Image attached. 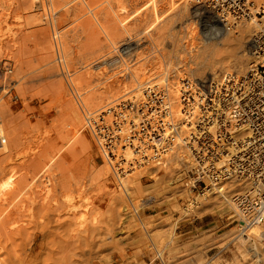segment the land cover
Returning <instances> with one entry per match:
<instances>
[{
  "label": "rangeland",
  "instance_id": "rangeland-1",
  "mask_svg": "<svg viewBox=\"0 0 264 264\" xmlns=\"http://www.w3.org/2000/svg\"><path fill=\"white\" fill-rule=\"evenodd\" d=\"M215 16L188 0H0V105L12 101L13 129L37 151V161L28 165V177L43 186L52 185L55 188L50 189L62 199L71 193L73 215L70 219L65 214V225L52 226L43 241L40 229L31 227V234L40 235L36 245L21 238L13 244L1 241L0 263L12 255L13 261L24 264H158L148 246L152 239L158 249H165L167 263L264 264V225L255 229L257 234L252 232L250 245L225 246L226 237L220 235H230L235 225L231 218L225 221L232 215L230 206L204 208L195 220L178 218L182 197L175 194L177 184L168 178L172 164L164 169L167 172L144 170L132 178L137 183L127 180V197L123 190L118 193L124 197L121 201L110 169L86 128L88 118L118 102L138 98L146 86L159 85L162 79L152 77L141 85L139 95L125 92L95 111H85V104L109 90L128 87L135 75H158L154 71L159 62V67L171 63L170 93L185 75L198 80L218 78L229 71L244 75L249 64L255 63L250 56L253 27L231 25L234 30L247 29L251 37L230 44L216 38L225 26ZM105 34H119L116 47L110 46L112 51ZM59 46L63 51L59 54L66 59L65 71L57 59ZM204 46L218 48L225 71L217 65L213 71H195L192 62ZM49 63L57 65L51 69ZM75 113L81 118L80 135L87 137L90 150L80 135H74ZM2 149L0 142V164L9 168L21 163L17 154L11 152L12 158L10 150ZM103 166L108 171L105 177L99 175ZM224 223L229 224L224 227ZM218 248L222 250L216 254Z\"/></svg>",
  "mask_w": 264,
  "mask_h": 264
},
{
  "label": "built area",
  "instance_id": "built-area-1",
  "mask_svg": "<svg viewBox=\"0 0 264 264\" xmlns=\"http://www.w3.org/2000/svg\"><path fill=\"white\" fill-rule=\"evenodd\" d=\"M188 2L210 10L224 25H251L250 56L257 61L244 75L179 78L176 105L168 95L170 76L146 86L138 107L131 102L128 108L134 157L126 172L118 164L112 170L128 178L143 168L162 172L172 164L168 178L182 197L178 218L195 220L204 208L230 206L225 221L235 222L234 231L220 237H226L225 246H248L252 232L264 225V0ZM173 153L177 159L169 163ZM148 246L153 261L177 264L167 263L165 249L152 239Z\"/></svg>",
  "mask_w": 264,
  "mask_h": 264
},
{
  "label": "bare ground",
  "instance_id": "bare-ground-1",
  "mask_svg": "<svg viewBox=\"0 0 264 264\" xmlns=\"http://www.w3.org/2000/svg\"><path fill=\"white\" fill-rule=\"evenodd\" d=\"M179 1H183V0H179ZM53 14H54V10H53ZM49 15H51V13H49ZM213 23H215V22H213ZM224 26H225L224 29L222 28V30L219 31V35L218 36L216 35V38H224V40L230 44H232V43L241 44L246 39H249L248 38L249 36L251 37V34H249L250 31H247V29L245 30V28L239 27L237 30L236 29L234 30V29H231V27H230L231 24L229 25V23H226ZM228 27H229V29H228ZM219 29H221V27ZM39 30H44V32L46 31L45 29H42V28L41 29L39 28ZM39 30H37V31H39ZM55 30H57V29H55ZM53 33L57 34L56 32H53ZM105 36H106L105 42L107 43L109 50L112 51L113 49H110V48H112L114 46L116 47V45L118 43V39H119L117 37L119 36V34H105ZM211 36H214V35L211 34ZM209 37H210V35H209ZM57 43H58V41H57ZM110 46H112V47H110ZM58 48L59 49L57 51L58 52L57 53V55H58L57 59H60V61H61L60 62L61 63L60 64L61 70L65 71L66 66L63 64L66 62L65 61L66 59L63 56L64 55L63 53H62V56H61V54H59L60 51L63 52L61 49L62 47L60 48V46H59ZM127 49L128 48L124 49V53H126ZM218 52H219L218 48L215 46L214 47L213 46L212 47H207V46L205 47L204 46L203 50L200 51L199 54L197 53L198 55L196 54V56L198 57L195 59L196 62H195V60L192 62L195 71L198 73L203 71V70H206V69L213 71V68L216 65L219 68H221L220 71H225L226 66L222 65L223 61L218 56V54H217ZM50 54L51 53H49V55ZM54 55H53V57H54ZM12 57H13V55H12ZM63 58H64V60H63ZM52 61L54 63V60H51V62ZM156 61L157 60H155V62ZM256 61L257 60L255 58V62ZM53 63L52 64L49 63L50 65H52L51 69L54 65ZM156 64H158V63H156ZM159 64H161V62H159ZM159 64H158V68H160L159 71H158V68H156L157 72H156V70L154 71V73H158V75L157 74H151L148 77L146 74H149V73L135 75L131 78L128 87H126V88L122 87L120 90H117V91L109 90V91L105 92L104 94H102L100 97L95 98L91 102L85 104L84 106L88 107V109H87L83 106L86 109L85 111L88 112L89 108H91L92 111H95L94 109L98 110L106 104H111V103L117 101L120 97H123L125 92H128L129 94H133V95H139L141 85L144 84L145 81L147 82L152 77H158L159 79H162V80L166 79L168 77V74L170 71V64L171 63L165 64V66H163L164 68L159 67ZM47 65H48V63H47ZM56 65H54V67ZM160 66H162V64ZM161 68L163 70H161ZM250 68H251V63L249 64L248 69H250ZM160 71H162V72H160ZM16 72L17 71L15 70L14 73L16 74ZM159 72H160V74H159ZM151 73H153V72H151ZM204 73H205V71H204ZM144 75L146 76V78L144 77ZM153 75H156V76H153ZM14 76L17 77L16 75H14ZM151 85H158V84H151ZM148 86H150V85H148ZM177 87L173 86L172 89H170L171 93L168 90V95H169L170 99L172 100V102L174 103V105L177 104L176 103ZM18 88L20 91V87H18ZM145 89H146V87L144 88V90ZM21 90H22V88H21ZM121 92H123V93H121ZM120 93H121V95H118ZM116 95H117V97H116ZM9 99H10V97H9ZM140 100H142V93L139 95L138 98H131V99H127V100H123L121 102H118L115 106H110L109 108H107L103 111H100L99 113L95 114L94 116H92L86 120V128L88 129V131L92 135L94 142L96 144V147L98 148L106 166H108V168L110 169L112 177H113L114 181L116 182V186H114V187H116V189H117L116 190L117 196L121 198V201H122L123 196H119V194L121 192L120 190H123V193L127 197L126 191H128V190L125 189L126 186L124 187V183L127 180H129V178L132 179L134 177V179H135V177L138 174H140L141 172H143L144 170H150L151 169V168L140 169L136 172H133L131 175H129L130 177H128V178L127 177L121 178V177H119V175L115 171L112 170V166H114V164H118V166H120V168L123 169V172H126V170L128 168V163L131 160V157H134V156H132L133 150L131 147L132 144L130 141V134H129V123L131 121V115L128 111V108H129L131 102H133V104L138 107V102ZM11 102L3 101L0 105V109L2 108L0 110L1 111L0 112L1 113L0 114V142L3 145L2 150H4V149L10 150L9 153L7 152L8 155L11 154V152H14L15 155L17 154L16 155L17 157L15 156L17 158V160H18V158H20L22 161L20 160L21 163L18 165H15V167H9V168H7L8 167L7 164H6V167H5V165H3L4 162H2L0 164L1 165L0 166V242L1 241H8L11 244H13L17 238H21L24 241L25 240H28V242L31 241L33 244L36 245V242L39 240L38 236H40V235L33 234V232L31 234L30 233L31 227L34 229L35 228L40 229V231H41V236H40L41 239L40 240L43 241V240L47 239V237L49 235V230L52 226L56 225V227H62L63 225H65V223H66L64 220L65 214L67 215L66 217H69L70 219H72L73 215L70 214L72 209L70 208L71 206L69 204V202L71 200V198H70L71 193H69L68 196L66 195V197L68 199L66 197H63V199H62L58 195H55L56 194L55 192L53 193V191L55 189L54 190L50 189V187H53L52 185L43 186L41 183L33 182V177H28V175L30 174V169L28 167L29 166L32 167L38 159V156L36 155L37 151L36 150L34 151V149H32L27 144L26 138L21 134L20 131L13 129L14 126H12V120H13L12 116L14 114V111H13L14 108L11 105ZM174 105L172 107V112L175 114L178 112V110H177V106H174ZM74 115H75L73 117L74 135H80L82 132L81 118L78 115V113H75ZM138 121L139 120L135 121L134 124L137 125ZM12 129H13V131H12ZM14 130H15V133H14ZM79 140L88 150L91 149V144H90L89 140L87 139V137H85L84 135H80ZM7 147H9V149ZM4 151L6 152V150H4ZM7 153H5V154H7ZM109 155L111 157H109ZM172 155L173 156L170 157L169 162H175V160L177 159L176 154L173 153ZM9 156L12 157V155H9ZM12 158H14V157H12ZM18 163H19V161H18ZM16 164H17V162H16ZM103 168L104 169L102 170V167H101V169L99 171L100 172L99 175H101V177H103V176L105 177V175H107V173H108V171H106V169H105L106 167L103 166ZM171 168H170V171H171ZM109 169H107V170H109ZM164 171L167 172L166 170H164ZM35 172H31V173H35ZM134 179H132V180L135 181ZM132 180H131V184H132ZM129 182H130V180H129ZM56 184L58 185V183H56ZM127 184L129 185V183H127ZM138 184H139V180H138ZM63 185L64 184L61 183V186L60 185L59 186H60V188L62 187L64 190L65 187H63ZM59 186H57V187L59 188ZM53 188H55V187H53ZM113 189L115 190V188H113ZM129 189H131V188H129ZM59 191H61V190H59ZM57 193H60V192L57 191ZM66 194H68V193H66ZM64 195H65V193H64ZM114 199H116V198H114ZM125 202H126V200H125ZM66 217H65V219H67ZM67 220H69V219H67ZM256 231L254 230L255 233H256ZM257 232H259V231H257ZM9 253H11V252H9ZM11 257H12V255H11ZM11 257H10L11 260L10 259H7V260L4 259L6 262L2 260V262L0 264H18V263L24 264L22 262L20 263L17 261L18 262L17 263L15 261H13L12 260L13 257L12 258ZM26 257H25V259H27ZM27 261L23 260V262H25V263Z\"/></svg>",
  "mask_w": 264,
  "mask_h": 264
}]
</instances>
